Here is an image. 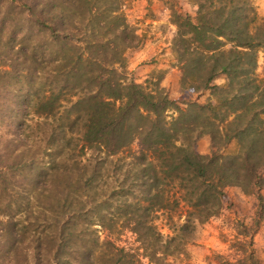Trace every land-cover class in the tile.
Segmentation results:
<instances>
[{
  "label": "trees",
  "instance_id": "trees-1",
  "mask_svg": "<svg viewBox=\"0 0 264 264\" xmlns=\"http://www.w3.org/2000/svg\"><path fill=\"white\" fill-rule=\"evenodd\" d=\"M172 1L178 85L212 101L128 76L145 39L132 0H0V88L25 89L14 116L0 104V264H163L219 216L227 186L254 207L249 223L228 217L235 256L218 264L263 262L264 31L247 0H185L192 14Z\"/></svg>",
  "mask_w": 264,
  "mask_h": 264
},
{
  "label": "rangeland",
  "instance_id": "rangeland-1",
  "mask_svg": "<svg viewBox=\"0 0 264 264\" xmlns=\"http://www.w3.org/2000/svg\"><path fill=\"white\" fill-rule=\"evenodd\" d=\"M161 2L163 3L164 9L166 11V15H167L166 17H168L169 10L167 9V7L170 5L172 6V8H174L173 1L161 0ZM178 2H180V6L182 7V9H185L189 14H192L193 9L186 4L185 0L184 2H181V0ZM247 2L253 6L256 15L253 24L257 26H254L252 30H254L255 37L259 39L261 38V33L255 27H258L261 30L263 29L262 31H264V0H247ZM127 11L128 10H126V12ZM136 20L139 19L135 18V21ZM169 21L166 18V21L164 23H161L160 25H153V27L157 31H160V29L166 31L168 29L167 31L171 32V28H169V24H170ZM174 33H175V28L173 26L172 33H170L168 40L163 39L156 42L159 45V47L162 48V51H160V53H162L161 56H155V58L154 56L152 57L147 56V57H142L141 59H135L134 61L140 62V65L143 64L146 65L148 63L150 64L153 63L154 61L155 62L159 61L163 64L164 62H168L170 65L174 66L178 71V80H179L180 73L178 68L176 67L177 62L175 60L174 54L171 52V40L173 38ZM163 44H167L166 47H163ZM165 48L166 50L163 51V49ZM130 57L128 58V60H130ZM128 66L129 64L127 61L126 72L128 76H131V71L128 69ZM254 73L257 77H264L263 52L261 50H258L256 53V68L254 70ZM161 76H162L161 70H156V71L154 70L144 80L138 83L142 85L148 84V86H151L150 84H155V85L158 84L159 86H161L159 84V79L161 78ZM178 80H177V87L173 88L172 90L170 89V87L161 86L166 91V93L170 98L176 99L177 101L192 100V101H197L199 103H203L206 100H211V101L213 100L214 98L212 94L213 92L210 88L202 89L195 93L189 87L182 88L180 85H178ZM213 82L214 84L219 86L224 84L225 83L224 74L222 73L219 74V76ZM12 87L13 86L8 87V91L0 88V104L1 101L4 99L12 100V103H7L5 105H8L9 108L13 107L12 109L14 112L13 114L14 116L18 110L16 106H20V101H16L17 100L16 98L18 96L19 97L23 96L25 94V89L23 87L19 91H16L13 90L14 87L13 88ZM263 119H264V115H263ZM4 131H5L4 129H0V133ZM26 132L29 135L28 142L30 141L32 142L34 139H37L39 134L37 131H32V130H27ZM194 148L199 154H207L209 151L208 136L206 135L200 136L195 142ZM2 164L3 161L0 162V165ZM18 177L20 178V176ZM260 192L264 197V187L261 188ZM222 203H223L222 210L218 217L210 219L208 222L198 226L195 229L192 237V243L186 246L185 255L182 257H167L163 261V264H218V262L224 260L234 259L235 252L232 249H229L228 247V242L231 240L230 233H232L228 221V217L233 212L237 217L244 220V222L249 223L254 207V197L253 195L243 194L241 190L235 186H227L224 188V196ZM155 223L157 224V226L160 225L159 220L155 219ZM161 231L165 232V229L163 228ZM124 236L127 238L129 242L132 240V236H130L129 233H124V235L123 234L121 235L122 238H124ZM253 245L257 256H259V258L262 259L263 261L261 264H264V218L261 221V224L253 237Z\"/></svg>",
  "mask_w": 264,
  "mask_h": 264
},
{
  "label": "crops",
  "instance_id": "crops-1",
  "mask_svg": "<svg viewBox=\"0 0 264 264\" xmlns=\"http://www.w3.org/2000/svg\"><path fill=\"white\" fill-rule=\"evenodd\" d=\"M166 11L164 9L161 0H151L149 3L146 0H132L131 7L127 11V17L130 21L138 26V31L145 34L144 43L139 47L128 60V69L131 71V75L135 81L141 82L152 71L161 70L162 76L159 79V84L163 87L173 88L177 87L178 71L168 62L161 63L159 61L148 63L146 65H140V62L134 61L135 59H141L142 57L161 56L162 48L156 43L160 40L166 39L172 33L173 26L169 24L171 32L157 31L153 25H160L166 21ZM139 19V20H136ZM167 44H163L166 47ZM166 50L163 49V51ZM151 52V53H150ZM160 53V54H159ZM164 54V53H163ZM137 62V63H136Z\"/></svg>",
  "mask_w": 264,
  "mask_h": 264
}]
</instances>
